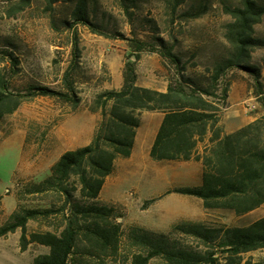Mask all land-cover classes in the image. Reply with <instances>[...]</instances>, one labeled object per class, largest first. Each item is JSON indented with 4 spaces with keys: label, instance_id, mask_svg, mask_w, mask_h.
I'll list each match as a JSON object with an SVG mask.
<instances>
[{
    "label": "rangeland",
    "instance_id": "obj_1",
    "mask_svg": "<svg viewBox=\"0 0 264 264\" xmlns=\"http://www.w3.org/2000/svg\"><path fill=\"white\" fill-rule=\"evenodd\" d=\"M16 1L0 0V77L9 82L14 93L24 96L20 107L0 123V227L15 211L59 206L56 197L30 194L26 186L47 178L64 152L90 142L100 120L94 99L105 90L121 87L127 63L134 64L139 86L164 90L179 74L194 79L209 76L207 72L229 48L224 25L230 17L222 12V0H205L207 12L193 19L183 14L199 0H187L175 12L166 0H129L124 3L127 12L121 0H84L85 25L72 17L80 0H57L51 9L44 0H31L29 7L9 15ZM226 1L237 4V0ZM254 30L255 36L264 41V16ZM166 50L176 57L177 64L164 56ZM250 65L259 69L258 82L250 73L236 68L227 70L219 81V90L227 87L220 115L223 128H240L262 114L264 46L253 50ZM70 66L80 100L76 107L29 92L31 87L65 92L61 79ZM215 102L222 105V101ZM160 118L156 112H140L136 151L130 158L115 162L111 177H121L115 186L105 184L98 198V202L114 205L122 213L117 220L124 234L122 251L117 257H86L79 264H129L125 237L130 226L167 233L179 222L241 227L264 217V204L238 217L230 211L204 210L199 199L167 193L199 183L201 166L193 160L154 162L149 158L147 140L152 138ZM151 199L155 202L144 207ZM60 222L57 214L28 221L23 242L20 229L0 237V264H34V259L46 254L48 248L30 242V234L56 232ZM173 238L185 246L200 248L191 238ZM148 264L164 263L153 259ZM239 264H264V249L241 255Z\"/></svg>",
    "mask_w": 264,
    "mask_h": 264
},
{
    "label": "trees",
    "instance_id": "obj_2",
    "mask_svg": "<svg viewBox=\"0 0 264 264\" xmlns=\"http://www.w3.org/2000/svg\"><path fill=\"white\" fill-rule=\"evenodd\" d=\"M44 1L47 9H51L57 0ZM128 1L121 0L126 12L128 6L124 3ZM186 1L166 0V4L175 12ZM222 1V12L230 17L224 25L229 48L207 72L209 76L194 79L179 74L176 81L167 84L165 91H159L139 86L134 64L127 63L121 87L105 90L94 99L100 120L90 142L64 152L51 166L47 178L26 186L30 194L56 197L59 206L13 212L0 227V237L20 229L23 242L28 221L57 214L61 222L56 232L30 234V242L48 248L46 254L34 259V264H79L86 257H117L124 236L117 222L122 213L114 205L98 202V198L106 178L114 172L115 162L132 154L141 111L162 115L148 152L152 161L193 160L201 166L198 186L178 187L167 193L199 199L204 210L230 211L238 217L264 204V108L261 116L252 122L226 133L220 115L225 108L227 87L218 88L225 72L232 68L250 73L258 82L259 69L250 64L253 50L264 46L254 30L264 16V3L237 0L233 5ZM30 3L31 0H17L9 15L23 11ZM207 10L205 0H199L183 16L198 18ZM72 17L75 22L88 24L84 0L78 2ZM158 41L163 46V41ZM137 51L141 52L142 48ZM163 54L178 63L170 51ZM73 71L70 66L62 75L65 92L45 87H31L29 92L54 97L74 108L80 100L75 92ZM23 97L0 77V123L20 107ZM215 100L222 101V105ZM154 202L155 199L148 200L144 207ZM173 236L191 238L200 248L185 246ZM125 241L129 264H148L153 259H161L164 264H239L241 255L264 249V217L241 227L179 222L167 233L130 226Z\"/></svg>",
    "mask_w": 264,
    "mask_h": 264
},
{
    "label": "crops",
    "instance_id": "obj_3",
    "mask_svg": "<svg viewBox=\"0 0 264 264\" xmlns=\"http://www.w3.org/2000/svg\"><path fill=\"white\" fill-rule=\"evenodd\" d=\"M142 87H147V86H142ZM166 89V88H165ZM165 89L164 90H159V91H165ZM161 118H162V115H161ZM161 118L159 119V121H158V123L156 124V127H155V131H154V133H153V135H152V138L150 139V140H147L148 142V145H147V147L148 148H150V146H151V144H152V142H153V140H154V137H155V134H156V132H157V130H158V127H159V125H160V122H161ZM224 129V131L226 132V133H231V132H233L234 130H236V129H238V128H236V129H231V130H229V129H227V128H223ZM136 142H137V139L135 138V143H134V147H133V151H132V154H131V156L133 155V153L136 151ZM130 156V157H131ZM115 170V169H114ZM113 175V173L110 175V176H108L107 178H106V180H105V183H104V186H103V188H102V190H101V193L103 192V190H104V187H105V184H107L108 182L109 183H111V185L112 186H115V184H116V180H118L121 176L120 175H118V177H111ZM109 177H111V179H109ZM200 184V180H199V183H196V185L195 186H198ZM100 193V194H101Z\"/></svg>",
    "mask_w": 264,
    "mask_h": 264
}]
</instances>
